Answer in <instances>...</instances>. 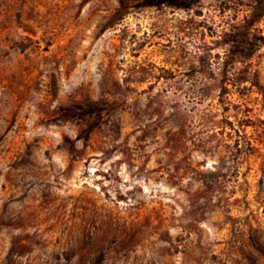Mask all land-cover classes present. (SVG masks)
I'll use <instances>...</instances> for the list:
<instances>
[{
  "label": "rangeland",
  "instance_id": "rangeland-1",
  "mask_svg": "<svg viewBox=\"0 0 264 264\" xmlns=\"http://www.w3.org/2000/svg\"><path fill=\"white\" fill-rule=\"evenodd\" d=\"M260 2L0 0V264H264Z\"/></svg>",
  "mask_w": 264,
  "mask_h": 264
},
{
  "label": "trees",
  "instance_id": "trees-1",
  "mask_svg": "<svg viewBox=\"0 0 264 264\" xmlns=\"http://www.w3.org/2000/svg\"><path fill=\"white\" fill-rule=\"evenodd\" d=\"M264 12V0H261L259 4H257L254 8L253 13L248 18V23L241 25L233 34V37L236 39L238 47L242 50L248 51L253 49V43L251 42L253 36L251 33V26L254 25L259 18L261 17L262 13ZM224 93V92H222ZM177 132L172 133L168 137V144H170L171 148L176 149L179 145L178 139L174 137Z\"/></svg>",
  "mask_w": 264,
  "mask_h": 264
}]
</instances>
